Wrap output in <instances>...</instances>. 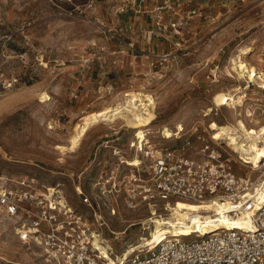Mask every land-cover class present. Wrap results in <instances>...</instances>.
Instances as JSON below:
<instances>
[{
    "label": "rangeland",
    "instance_id": "obj_1",
    "mask_svg": "<svg viewBox=\"0 0 264 264\" xmlns=\"http://www.w3.org/2000/svg\"><path fill=\"white\" fill-rule=\"evenodd\" d=\"M93 1L91 17L84 18L69 15L61 0H0V176L30 182L37 192L54 187L51 195L59 191L82 212L88 209L77 185L86 181L89 186V175L103 168L96 161L115 160L111 149L104 148L106 141L119 137V143L127 146L135 131L138 137V131L122 119L102 121L88 131L75 152L62 154L57 145L69 143L83 114L118 105L126 99L125 90L152 93L157 120L144 129L154 142L179 144L174 137L163 138L165 128L171 132L179 123L186 130L194 125L206 128L211 120L222 124L226 118L235 122V111L229 107L214 108L209 116L204 111L215 105L213 94L237 85L240 78L232 70L231 58L242 47L251 48L243 59L264 70V0ZM193 10L191 25L180 36L158 37L156 49L137 44L147 53L173 51L179 56L177 67H170V62L158 65L162 75L150 87L127 88L124 70L109 75L94 60L95 43H105L103 26L143 20L147 30L158 20L192 16ZM147 64L148 59L142 60L143 67ZM113 77L122 82L124 91L100 99ZM43 92L51 99L41 101ZM115 209L105 212L112 232L105 229L104 237L120 255L143 235L148 237L150 230L144 229L146 209L130 210L121 200ZM14 226V218L0 209V264H54L39 247L22 243Z\"/></svg>",
    "mask_w": 264,
    "mask_h": 264
},
{
    "label": "built area",
    "instance_id": "obj_2",
    "mask_svg": "<svg viewBox=\"0 0 264 264\" xmlns=\"http://www.w3.org/2000/svg\"><path fill=\"white\" fill-rule=\"evenodd\" d=\"M61 1L69 15L90 18L94 11L93 0ZM191 12L192 16L166 23L158 20L153 28L139 30L141 38L151 41L161 36H180L183 28L191 25L196 11ZM132 31L138 33L132 24L103 26L101 34L105 43H95L94 60L100 61L110 55L112 63L124 70L125 58L129 57V63L135 66L130 73L133 80L129 82L132 87L140 85L143 90L160 79L158 65L167 62L169 66L170 62V67H177L179 56L173 51L147 53L129 35ZM142 58L148 59V67H137ZM260 70L263 69L258 68ZM131 90H121V82L113 77L100 99L118 96L123 91L127 99V94L134 92ZM225 92H232L234 101L231 100L230 105H217L214 102L216 92L213 94L215 105L210 107L209 114L205 110L204 116H209L214 108L229 107L235 111L236 123L240 118L249 128L261 129L256 140L263 143L264 88L258 81L242 78L237 80L235 88ZM72 95L80 96L76 91ZM225 121L229 123L230 120L226 118ZM209 126L194 125L187 130L183 127L173 130L172 137L163 135L165 140L174 137L179 144L154 142L144 128V137H137L135 131L127 146L119 143V137L108 139L104 148L111 149L115 160L96 161V166L103 168L98 169L95 176L89 175L88 187L86 181H80L76 187L88 209L86 212L73 207L59 191L51 195L50 189L54 187L37 192L32 183L12 181L5 176H0L3 180L0 181V209L14 218L18 239L39 247L54 264H110L99 244L109 249L116 264H264V157L254 161L236 151L227 139L214 138V130ZM239 133V138L248 142L244 132L240 130ZM135 158L138 162L131 163ZM51 196H57V200H52ZM120 200L130 210L146 209L149 221L171 215L178 200L220 203L232 216L249 213L251 226L229 224L207 234H170L158 243L138 247L128 256V249L116 255L104 237L105 229L112 232L105 212L115 213ZM208 211L215 212L214 209Z\"/></svg>",
    "mask_w": 264,
    "mask_h": 264
},
{
    "label": "bare ground",
    "instance_id": "obj_3",
    "mask_svg": "<svg viewBox=\"0 0 264 264\" xmlns=\"http://www.w3.org/2000/svg\"><path fill=\"white\" fill-rule=\"evenodd\" d=\"M251 51L249 46L242 47L234 57L231 58L232 70L236 72L240 79H250L251 81H258L261 87L264 88V71H258L254 64L243 59V54ZM230 96V97H229ZM51 99L48 93H42L41 101ZM234 98L232 92L221 91L215 94L214 102L217 105H230V101ZM118 101V100H117ZM157 101L151 94L143 93L141 91H134L127 94V99L118 105H109L100 110L90 111L81 117V121L76 123L74 132L69 137L68 144H59L57 148L60 149L62 154L75 152L80 147L83 139L88 131L102 121L115 123L118 119L124 120L126 125L138 131V137H144L143 128L150 126L157 120L156 112ZM210 107L207 111L209 114ZM210 128L214 130V138H225L238 152L248 155L254 161H259L264 157V142L258 143L256 138L259 136L261 129L254 127L249 128L246 123L238 118V122H229L219 124L217 121L210 122ZM176 129H183V124L176 125ZM251 129V130H250ZM242 130L248 142L244 143L239 138V131ZM164 136L172 137L173 130L163 131ZM138 159L135 158L131 163L136 164ZM43 195V194H42ZM53 200V197H50ZM56 199V198H55ZM64 201V200H62ZM209 209H214V213H210ZM250 214L243 212L242 215L232 216L221 207L220 203L209 204L199 202H189L178 200L172 209L169 217H158L154 221L144 220V229H149V236H142L139 242L131 244L127 249L128 256L132 251L138 247L147 246L151 243H158L165 239L168 233H175L174 235H190L195 232L207 234L217 228L232 225H246L251 226ZM99 248L105 253V257L109 259L110 264H116L117 261L111 255L106 246ZM126 251V250H125ZM124 251V252H125ZM122 258V257H120Z\"/></svg>",
    "mask_w": 264,
    "mask_h": 264
},
{
    "label": "crops",
    "instance_id": "obj_4",
    "mask_svg": "<svg viewBox=\"0 0 264 264\" xmlns=\"http://www.w3.org/2000/svg\"><path fill=\"white\" fill-rule=\"evenodd\" d=\"M124 26L125 25H128V24H132L135 26V30L138 32V33H134L135 31H132V32H129V35L132 37V39L140 46L144 47V46H148L149 48H153V49H156V47H158V43H157V39L158 38H155L154 40H151V41H146L144 39H141V35L139 33V30H144L148 24H146L143 20H137V21H132L131 19L129 21H126V22H123L122 23ZM144 59L146 58H142L140 59V64L137 66V67H143L142 66V60L144 61ZM112 56L110 55H106L105 57H103V59H101L100 61L99 60H96L97 61V64H98V67L100 69H103L105 72H107L109 75H116L117 73L116 72H119L118 71V68L120 67L118 64L114 65L112 63ZM126 60V63L124 64V66L122 67H125L124 69V73L123 75H125V78L122 80L124 82V86H128V87H132L133 85L130 83L132 82V78H130V73H132V67H135V66H132L130 63H129V57H126L125 58ZM147 62V60L145 61ZM149 64V63H148ZM147 64V65H148ZM131 79V81H130ZM130 81V82H129ZM122 83V82H121Z\"/></svg>",
    "mask_w": 264,
    "mask_h": 264
}]
</instances>
